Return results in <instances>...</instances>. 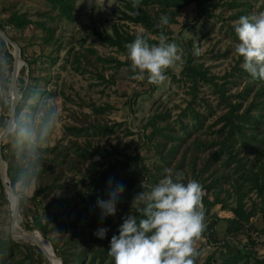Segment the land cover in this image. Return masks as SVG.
I'll return each mask as SVG.
<instances>
[{"label":"rangeland","instance_id":"obj_1","mask_svg":"<svg viewBox=\"0 0 264 264\" xmlns=\"http://www.w3.org/2000/svg\"><path fill=\"white\" fill-rule=\"evenodd\" d=\"M126 1L74 0L73 17L67 20L50 0H0V22L14 12L32 19L23 29L6 25L17 41L12 39L24 48L22 57L32 61L28 85L16 107L18 114L25 106L33 111L42 108L49 103L47 97L55 100L59 112L38 184L28 194L50 180L55 182L44 197L46 206L50 204L44 221L48 239L58 250L54 253L65 264L108 262L98 252L91 260L105 239L94 235L98 228L90 225V219L101 210L97 203L88 206L87 195L101 172L118 159L126 164L116 169L114 182L108 175V189L104 188L109 194L110 187L124 186L117 212L121 207L125 216L135 212L131 203L142 191V180L157 183L165 173L156 175V167L164 164L166 170L182 172L183 183H200L210 204L205 231L195 245L199 253L195 264H204L208 258L214 264L264 262V81L253 80L241 67L243 58L234 53L238 43L234 22L264 11V0H198L199 7L188 1L177 8L159 3L138 5L158 26L162 16L172 18L162 31L183 50V63L169 69L167 80L158 86L147 79H132L127 44L118 48L96 34L102 30L112 34L117 29L121 34H146L157 43L160 32L126 17L130 14ZM185 44L190 45L196 68L206 73V79L199 75L194 79L189 70L182 72L188 57ZM196 48L199 55L194 54ZM26 71L23 65L18 77L27 78ZM232 108L233 124L240 125L241 134L228 124ZM245 109L252 116L246 119L248 123L236 116ZM231 129L234 142L229 151L223 140ZM143 133L151 134V140ZM156 145H162L164 159ZM1 147H6V166L7 162L22 166L8 138ZM136 169L142 171L139 177L132 175ZM129 176H133L132 185ZM96 189L98 199L107 200L103 188ZM9 199L0 187V239L11 236ZM237 208L247 220L234 225L227 220L235 219ZM75 217L77 223L70 231L59 228L60 223ZM17 218L18 236L30 235L31 230L23 227H33L31 214L22 213L19 205ZM14 241L22 245L14 246L12 256L0 255V264H27L24 255L28 248L34 257L38 253L37 246L22 239ZM232 256L235 260L226 262ZM41 264L50 263L44 257Z\"/></svg>","mask_w":264,"mask_h":264},{"label":"clouds","instance_id":"obj_2","mask_svg":"<svg viewBox=\"0 0 264 264\" xmlns=\"http://www.w3.org/2000/svg\"><path fill=\"white\" fill-rule=\"evenodd\" d=\"M140 0H132L137 8ZM169 25L162 16L160 26ZM238 43L234 53L243 58L241 67L253 80L264 81V11L241 16L234 22ZM157 43H149L143 34H137L126 45L132 79L145 80L152 85H162L165 73L177 63H183V50L176 42L160 32ZM200 49L194 50L199 55ZM14 58L7 46H0V130H3L20 158L22 166L13 175L12 196L8 200L11 211L26 203L28 194L38 184L43 169L45 150L54 135L59 112L54 99L36 111L25 106L18 115L13 112ZM183 173L171 169L154 185L142 180L141 189L133 197L131 209L123 218L119 235L110 240L108 255L114 264H195L199 255L196 242L205 231L203 186L195 180L183 183ZM111 183V182H110ZM123 185L109 189L107 200H98L100 220L114 217L117 204L123 195ZM109 230L99 227L94 235L104 239Z\"/></svg>","mask_w":264,"mask_h":264},{"label":"trees","instance_id":"obj_3","mask_svg":"<svg viewBox=\"0 0 264 264\" xmlns=\"http://www.w3.org/2000/svg\"><path fill=\"white\" fill-rule=\"evenodd\" d=\"M51 3H53L54 5L57 6L60 14L65 17L67 20L72 19L73 17V6H74V0H50ZM188 1H195V3H197V6L199 7V3L198 0H140L139 2V6L140 7H145L148 6L150 4H156L159 3L160 6L162 7H171L174 6L175 8L180 7L182 5H185L188 3ZM126 8L128 9V11H130V14L126 13V17L135 21V22H139L141 24H143L147 29H149L152 32H161L162 28L161 26L155 22V20L152 19L151 15L144 9H138V8H133L132 6V0H127L126 1ZM165 11V10H163ZM169 14H171V12H168ZM199 13H201V10L199 8ZM172 18H169V21ZM32 23V19L28 18L24 13H18V12H14L10 17H8L6 19L5 22H0V28L5 31L11 38H13L15 41H17V38H14V36H11V33L9 32V29L6 27L7 26H13L16 29H23L24 27H26L27 25ZM97 36L104 40L106 43L110 44V45H115L118 48H124V46L128 43H131L134 41L135 36L130 35V34H121L119 33V31L117 29H114V31L112 32V34L106 32L105 30L102 31H96ZM145 37H147L149 39V43H154V40L150 39L146 34H143ZM19 44V43H18ZM0 46H7L10 49L9 44H7L6 42L0 41ZM20 48L22 49L23 54L24 53V48L21 46V44H19ZM185 51H187V60H185V65L184 68L182 69V72H184L185 70H189L192 71V75L193 77L196 75H199V77H201L202 79H206V73L204 71H201L200 69L196 68L195 65V60L193 58V52L190 49V45L185 44ZM25 56V55H23ZM26 61L30 67V69L32 68V61L29 60V58L26 56ZM195 79V77H194ZM258 90V89H257ZM26 94V91L24 92V95ZM234 109H231V113L228 119V124L231 125V127L236 128L238 134L242 133V130L240 128L239 124H233V120H232V114ZM248 110L245 109L241 112L240 115H236L238 117H241L242 120L245 123H248L249 120H246L248 118H251L252 116L249 115ZM15 115H18V110L16 109ZM143 136L145 138L148 139V141L151 140V134H147L145 135V133H143ZM234 132L231 129L227 135L225 136L223 142L225 144L226 147L229 148V151H232V144L234 142ZM149 144H152V142H148ZM166 142H164V146ZM156 145L155 148L156 150L159 151L161 157L163 158V154L161 153V150L163 149L162 145ZM6 147H1L0 150V154L2 157L3 161H6V155L3 154V149H5ZM174 148V144H171V146L169 147V150L171 151ZM108 152V151H107ZM262 156H264V152L262 154ZM129 157H127L128 159ZM164 159V158H163ZM165 163V162H164ZM236 163H240L239 160H237ZM97 165L100 164L99 162L96 163ZM126 164L125 161H120L118 159H116L113 163H109V166L106 170L102 171L100 176H98L96 178V187H102L103 188V192L104 194H106V199L109 198V194L108 191L106 189H104L105 187L108 189V183H106L107 177L110 174V177L112 179V181L114 182L116 179V169L118 167H122ZM167 164V163H166ZM21 167L18 164H12L7 162V174L10 178V182H11V186L13 184V175L15 173V171ZM166 166L164 164H159L156 167V175H163L166 171ZM132 170L134 171V168H132ZM144 170H146L144 168ZM141 170L140 169H136L135 172H133V176H137L139 177L141 175ZM132 177H128V181L130 182V185H132L134 179ZM143 177V175H142ZM147 181V179H146ZM55 185V182L53 180H50L49 182H46V185H43V187L41 188H37L33 191V193L29 196H27L26 199V203H22L20 204V206L22 207V213L27 214L28 212L31 214L32 216V226L33 228H37L39 229L46 238H48V231L49 228L47 226V222L44 221L45 218V214L49 211L50 208V204L46 206L45 202H44V197H45V191L46 189H49L51 186ZM129 185V186H130ZM262 186H264V178H263V182L261 183ZM128 186L127 190L125 191L126 196H129V190L130 187ZM1 187V185H0ZM96 187H94L92 189V191H90V193L87 195L88 201L87 204L88 206L90 204L93 203H97L98 199V195H97V189ZM257 187V185L255 186ZM260 192V190H259ZM258 192V193H259ZM260 194V193H259ZM238 202L240 204V200L238 199ZM209 201L208 199H206V197L203 196V209L204 212L206 214L208 208H209ZM120 206L119 204H117V207ZM122 209L123 207H121L119 209V211L116 213V215L114 217H107L105 220L101 221L100 220V214L96 215V216H92L90 219V225L93 228H99V227H105L107 228L109 231L107 232L106 237L104 238L105 241L103 242V247H99L100 249H97L96 252H94V254H92L91 256V260H94V257H96V255L101 254V260L104 261L106 258H108V262H106V264H114V260L112 257H110L108 255V250L110 247V240L112 238L113 235H119L118 229L120 227V225L123 223V218L126 217L125 215L121 214L122 213ZM136 212V210H135ZM134 212V213H135ZM240 209H236L235 211V219H228L227 221L229 223H233L234 225L240 224L242 221L247 220V217H240ZM262 216V220H264V215ZM119 218L118 221L113 222V219ZM216 219V217H215ZM77 217L72 218V220H68L66 222L60 223L59 228L60 229H67V231H70L72 227H74L77 223ZM264 224V221H262ZM29 226V224H27ZM37 232V231H34ZM261 232H264V228L261 230ZM70 235V233H69ZM44 241V240H43ZM253 243V241H251ZM52 249L54 251H57V247L54 245L53 242H50ZM21 243H18L16 241H14L11 236H9L8 238L5 239H0V255L3 256H12L13 255V248L14 246L18 247L21 246ZM28 248V247H27ZM28 254L25 253V257L28 259L27 264H41V262L43 261V254L41 253V251L38 249V253L36 254V256L34 257L32 255V250L28 248ZM98 252V254H96ZM56 254V253H55ZM235 260V256H232L231 258H229L226 262H233ZM62 264H65V260L64 258H62ZM204 264H214V262L212 261V258H208ZM225 264V263H223ZM254 264H264V262L260 259L254 260Z\"/></svg>","mask_w":264,"mask_h":264},{"label":"water","instance_id":"obj_4","mask_svg":"<svg viewBox=\"0 0 264 264\" xmlns=\"http://www.w3.org/2000/svg\"><path fill=\"white\" fill-rule=\"evenodd\" d=\"M0 41L6 42L9 44L10 46V50H11V57L14 58V68H15V63L17 60L23 61L24 65H26L27 68V78H23V77H16L13 74V93H12V103H13V112L9 113L8 115H15V111H16V107L17 104L19 102V100L22 98V94H23V90L26 87V85H28V78L30 75V67L27 63V61L22 57V52H21V48L19 46V44L17 42H15L5 31H3L0 28ZM6 134L3 130H1L0 132V145L2 143L3 140H5ZM0 185L3 189V192H5L6 196L9 198V195H12V186H11V182H10V178L7 174V166L6 163L3 162L1 154H0ZM19 215V206H17L16 208L11 210V238L13 240H17L18 238L16 236H14L13 234V223L16 221V218ZM25 229H30L31 231H37L39 232L45 242L49 245L50 248L51 244L48 238H46L44 236V234L37 228H33L31 226H25L23 227ZM38 249L41 251V253L43 254V256L48 260L50 257H53L54 259H56L58 261V264H62L61 258L59 256H57L54 252H51V256L47 254V252L45 251V249L39 245H37ZM50 263V262H49Z\"/></svg>","mask_w":264,"mask_h":264},{"label":"bare ground","instance_id":"obj_5","mask_svg":"<svg viewBox=\"0 0 264 264\" xmlns=\"http://www.w3.org/2000/svg\"><path fill=\"white\" fill-rule=\"evenodd\" d=\"M24 63L23 61L17 60L15 63V72L14 75L17 77L19 75V71L20 68L23 67ZM1 132V130H0ZM11 194L9 195V198H11ZM18 218H16V221L13 223V234L14 236H16L18 239H22L25 240L35 246L39 245L41 247H43L45 249V251L47 252L48 255L51 256V252L53 253V249L49 247V245L45 242L43 236L39 233V232H34L31 231V233H29L30 235H19V229H20V224L18 222ZM21 221V220H20ZM15 223H16V227H15ZM26 232V230H24ZM34 233H38V235L34 234ZM44 240V241H43ZM48 261L50 262V264H58V261L56 259H54L53 257H50L48 259Z\"/></svg>","mask_w":264,"mask_h":264}]
</instances>
